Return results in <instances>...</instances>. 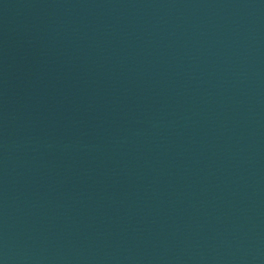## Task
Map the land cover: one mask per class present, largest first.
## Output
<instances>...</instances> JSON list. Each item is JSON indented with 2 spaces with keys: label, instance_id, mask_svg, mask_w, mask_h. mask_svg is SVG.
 I'll return each mask as SVG.
<instances>
[{
  "label": "water",
  "instance_id": "1",
  "mask_svg": "<svg viewBox=\"0 0 264 264\" xmlns=\"http://www.w3.org/2000/svg\"><path fill=\"white\" fill-rule=\"evenodd\" d=\"M0 264H264V0H0Z\"/></svg>",
  "mask_w": 264,
  "mask_h": 264
}]
</instances>
